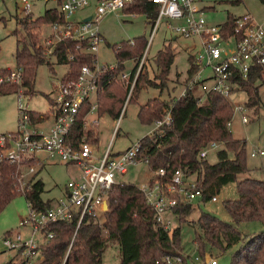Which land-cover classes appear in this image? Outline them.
<instances>
[{"label":"trees","instance_id":"obj_1","mask_svg":"<svg viewBox=\"0 0 264 264\" xmlns=\"http://www.w3.org/2000/svg\"><path fill=\"white\" fill-rule=\"evenodd\" d=\"M264 2V0H262ZM127 12L144 13L151 22L157 16V7L147 0L128 7ZM235 15H229L225 26L232 27ZM62 18L56 8L47 9L44 15H29L17 18L22 27L15 34L23 36L18 40L16 50L17 68L22 69L21 83L5 82L0 84V94L16 93L20 88L32 98L37 92L35 78L37 68L50 62L55 57L57 63L68 64L69 68L62 78L64 84L75 81L83 65L95 67L96 56L77 48L79 40L66 39L53 47L52 55H47L46 48L40 43L34 30L42 25L60 21ZM20 37V36H19ZM166 44L154 58L159 69L155 79L140 74L136 83V95L145 86L156 87L163 92L168 87L169 74L175 61L176 53L173 45ZM148 44L145 36L114 46L118 63L98 73L97 113L108 114L113 119L119 118L126 102L134 79L137 66L126 81H119V74L125 69L124 62L140 58ZM87 47V43H82ZM74 58L70 59L69 56ZM189 75L198 70L195 55H191ZM12 69H0V76H6ZM264 82L263 72L254 70L247 79H240L242 93L247 95L245 104L254 109L257 115L262 104L260 88ZM134 90V89H133ZM51 100L50 95H47ZM201 94L197 90L188 91L186 95L171 101L159 97L150 98L140 105L138 118L147 126L163 120L168 112L172 115L170 125H162L155 134L142 138L141 155L149 160L151 170L166 167L168 174L176 168L194 174L203 197L198 207L209 203L213 196H218L222 188L229 183H236L238 197L224 201V207L232 218V222L224 221L210 211L202 210L196 222L194 242L197 250L204 258L207 249L216 248L225 252L237 243L239 248L232 254L231 264H264V230L255 234L244 235L238 226L242 222L253 220L264 224V180L252 177L241 178L240 175L249 170L247 164L248 149L246 139H237L233 135L228 122L233 118L234 108L231 100L223 95L211 93L200 102ZM135 100L133 91L128 102ZM127 102V103H128ZM91 110V102L87 100L80 110L78 120L71 136L74 140L86 138L89 142H98V137L86 123V116ZM42 113L32 111L34 119L41 120ZM212 141L222 145L217 150V161L212 163L202 158L200 151ZM15 169L7 166L0 181V211L19 193L13 190L11 173ZM44 183L38 180L28 197L40 209H46L53 199L44 201L42 192ZM27 197V198H28ZM109 209L104 212L105 221L100 222L92 216L84 218L77 228L79 213L72 220L50 223L45 231L54 236L42 246V258L38 264H104V252L110 242L120 247L118 264H168L167 256H182L185 264H192L181 252L182 229L175 228L172 232L157 220L155 209L146 201V197L136 183H117L109 192ZM194 203L180 204L173 209L180 221L187 220L192 213ZM17 259V260H15ZM5 264H24L18 255Z\"/></svg>","mask_w":264,"mask_h":264},{"label":"built area","instance_id":"obj_2","mask_svg":"<svg viewBox=\"0 0 264 264\" xmlns=\"http://www.w3.org/2000/svg\"><path fill=\"white\" fill-rule=\"evenodd\" d=\"M38 1L54 2V8L62 18L60 21L46 24L48 33L43 44L47 55L50 56L54 45L66 39L79 40L77 48L96 56L104 41L100 25L107 14L124 12L130 17L144 14L126 11L140 0H16L21 17L33 15V8ZM147 2L157 7V16L147 47L143 55L136 60L137 70L128 99L141 70L148 64V50L158 24L165 18L176 36L197 37L201 45L199 54L195 55V63L199 68L188 76L179 97L191 90L200 92V102L211 93L223 95L231 100L234 116L236 112L240 113L243 123L248 122L245 114L248 107L245 102L237 99L238 94L242 92L239 80L247 79L257 69L264 75V23L256 20L250 13L235 15L231 28L225 26L226 22L211 23L206 17L205 6L201 4V0ZM90 7H93V11L78 17L80 11ZM83 42L87 43V47L82 46ZM69 58L73 59L74 56L70 55ZM94 65V68L83 65L75 81L60 83L59 90L52 97L50 111L42 113L41 120L34 119L31 115L33 110L27 102L31 97L25 94L22 88L17 92L20 113L17 130L0 133V181L6 173L5 168L13 166V190L27 198L29 191L39 180L37 167L47 160H58L75 166L78 173L70 177L65 186V193L53 199L52 205L46 209H40L33 200L27 198V208L24 210L20 226L28 232L9 231L3 238L7 249L14 252L11 259L20 255L24 264H38L42 258V246L54 236L52 232L45 231L50 223L72 220L76 212L79 213L77 228L87 216L100 221L101 214L109 209L108 197L112 187L117 183H127L117 181V174L127 173L130 166L148 165V158L141 155L142 138L154 135L160 126L170 125L172 122V115L168 112L163 120L153 124L147 134L119 152L112 151L109 146L104 152L97 154L94 144L86 138L83 137L79 141L72 139L71 132L84 103L87 100L91 102L90 112L97 109V102L92 98L97 95L98 73L114 67L107 63L99 64L97 56ZM130 74L122 73L121 76L128 78ZM21 81V68L11 70L4 77L0 76V84H19ZM126 104L119 118L115 119L116 126L125 114ZM233 119L228 122L229 128L232 127ZM48 121L51 124L46 126ZM221 145L218 141L210 142L201 149L200 156L206 158L210 151L218 150ZM250 154L264 155V149L253 148ZM138 187L144 193L147 203L155 209L157 220L166 228L170 222L164 217L167 211L173 212L180 204L199 201L204 195L196 176L182 168L174 169L171 175L166 167L151 170L150 178ZM47 200L44 198V201ZM217 200L218 197L213 196L210 202ZM105 204H108V209L104 208ZM176 260L183 263L180 257H166L168 264H173ZM208 264L218 262L212 260Z\"/></svg>","mask_w":264,"mask_h":264},{"label":"rangeland","instance_id":"obj_3","mask_svg":"<svg viewBox=\"0 0 264 264\" xmlns=\"http://www.w3.org/2000/svg\"><path fill=\"white\" fill-rule=\"evenodd\" d=\"M201 4L206 6V16L210 22L219 24L224 22L229 15H243L250 13L256 20L264 23V2L262 0H201ZM54 2L45 3L38 1L33 8V15L39 17L44 15L47 9L54 8ZM93 11V7H90ZM16 0H0V69L12 66L17 68L16 50L18 40H22L23 36L15 34L19 29L23 32L22 27L17 23V18L21 19L22 14L18 11ZM82 13H79V16ZM33 16V18H34ZM177 22V21H175ZM154 23L145 16V14H138L135 17H130L127 14L112 13L105 17L101 23V31L106 37V41L101 44V48L96 53L99 64L107 63L113 65L118 63L117 56L113 49L114 46L121 43L133 40L140 36H145L150 40ZM40 39V43H44L47 38L48 26L42 25L34 30ZM20 36V37H19ZM173 45L176 53L175 61L171 67L169 74L168 87L163 92L156 87L142 88L136 95V88L133 90V97L126 104V111L119 125L116 126L112 117L105 114L91 113L86 116L87 125L95 130L99 135L100 141L93 143L96 153L104 152L109 146L112 151H120L130 146L134 141L144 136L148 131V126L144 125L138 118L139 104L146 103L150 98L159 97L161 100L171 101L178 98L183 90L185 81L189 76V69L191 67V55H198L200 51V42L197 37L176 36L173 30L168 26V20L162 19L158 24L151 44L149 46V58L145 68L140 74H146L150 79H155V75L159 73V69L154 63V58L160 49H163L166 44ZM44 45V44H43ZM50 62L54 66V70L48 63H44L37 68L35 87L37 92L28 99L30 109L33 111L46 112L49 109L50 100L47 95L55 94L60 87V81L63 75L68 71V64L57 63L55 57H50ZM134 59H129L126 62V67L122 73L130 74L134 67ZM13 70V69H12ZM139 74V75H140ZM126 79L119 74V81H126ZM138 80V79H137ZM137 83V81H136ZM136 86V84H135ZM262 104L258 110L257 115L254 114V109L248 108L245 114L248 117V122L243 123L241 114L235 113L233 115V122L231 130L237 139H246L248 158L247 164L249 170L240 175L241 178L252 177L264 180V155L251 156L253 148L264 149V82L260 88ZM16 93L0 94V133L6 131H15L18 127L20 113L18 110ZM27 98V97H25ZM237 99L244 103L247 99L245 93L240 92ZM97 100V99H96ZM97 102V101H96ZM98 103V102H97ZM90 116V118H89ZM96 118V120H94ZM100 123L98 125L97 120ZM207 158L210 162L215 163L218 159L217 150L209 152ZM137 169V168H136ZM147 169V168H146ZM141 170L132 166L129 167V172L118 173L117 181L133 182L137 185L142 184ZM76 167L67 165L58 160H47L45 164L37 167V177L44 183L43 196L46 199H56L63 195L70 177L77 174ZM151 176V169L147 173L145 181ZM216 202H209L206 205L198 207V201L193 205V211L189 214L185 221H180L178 216L172 212L167 211L164 214L167 223V228L172 232L175 228L182 229V247L181 252L187 256L192 264H208L212 260H216L218 264H231L232 254L239 248L241 243H237L232 248L225 252H221L216 248H209L205 253L204 258L201 257L197 250V244L194 242V232L197 229L196 222L202 210L210 211L224 221L232 222L230 214L224 207V201L227 199H234L238 197L236 183H229L224 186L218 194ZM27 208V198L24 194L16 195L1 211H0V264H5L13 257L14 252L8 250L3 243V238L9 231H27L20 226V222L24 215V210ZM105 221V215L101 214L100 222ZM238 229L244 235L255 234L264 230V224L261 221L253 220L249 222H242ZM28 232V231H27ZM172 259L182 256H170ZM104 264H118L120 261V247L116 242H110L103 255ZM173 264H185L184 261H175Z\"/></svg>","mask_w":264,"mask_h":264},{"label":"crops","instance_id":"obj_4","mask_svg":"<svg viewBox=\"0 0 264 264\" xmlns=\"http://www.w3.org/2000/svg\"><path fill=\"white\" fill-rule=\"evenodd\" d=\"M205 8H206V6H205ZM90 8H86V9H84V10H82V11H80L79 13H82L80 16H79V14H78V17H83V16H85V15H87L88 13H90V11L91 10H89ZM205 11H207V10H205ZM110 14H112V13H110ZM120 14H122V15H124L125 13L124 12H121ZM109 14H107L106 16H108ZM105 16V17H106ZM105 17L103 18V20L105 19ZM207 17V16H206ZM208 19V21L210 22V20H209V18H207ZM103 20H102V22H103ZM227 20V19H226ZM226 20L224 21V22H226ZM101 22V23H102ZM212 23V22H211ZM223 23V22H222ZM100 30H101V27H100ZM101 33H102V31H101ZM102 36H103V38H104V41L103 42H105L106 41V37L104 36V34L102 33ZM102 42V43H103ZM101 43V44H102ZM100 48H101V45H100ZM113 49H114V47H113ZM114 51H115V49H114ZM148 56H149V50H148ZM149 58V57H148ZM126 62H127V60L124 62V66L126 67ZM134 63H135V65H134V67L132 68V70L130 71V73L133 71V69L135 68V66H136V60L134 59ZM117 64V63H116ZM116 64H114V65H116ZM6 69H14V68H12V66H9V67H6ZM66 74V73H65ZM64 74V75H65ZM63 75V76H64ZM63 78V77H62ZM62 78H61V81L60 82H62ZM146 87H148V86H146ZM146 87H144V88H146ZM36 88V87H35ZM143 88V89H144ZM142 89V90H143ZM141 90V91H142ZM50 95V98H51V100H52V97L54 96V94L53 95H51V94H49ZM140 95V94H139ZM180 95V94H179ZM178 95V96H179ZM154 98V97H153ZM93 101L95 102V101H97L96 99H97V95H94L93 96ZM51 104H52V102L50 101V105H49V109L46 111V112H41V113H48L49 111H50V109H51ZM139 105H141V104H139ZM40 112V111H39ZM91 113H95V114H97V109H95L93 112H90L89 114L91 115ZM105 115H107V116H109L108 114H105ZM89 118H90V116H89ZM113 119V118H112ZM94 120H96V118L94 119ZM114 121H115V119H113ZM97 122H98V125H99V123H100V121H99V119L97 120ZM47 123V122H46ZM86 123H88L87 122V119H86ZM51 124V122L50 121H48V123L47 124H45L46 126H49ZM43 126H44V124H43ZM153 126V125H152ZM152 126H148V131L151 129V127ZM148 131H147V133H148ZM6 132H8V131H6ZM94 132V135L96 136V137H98V141H100V137H99V135H98V133L96 134L95 133V130L93 131ZM147 133H145V134H147ZM144 134V135H145ZM135 142V141H134ZM131 146V145H130ZM129 147V146H128ZM127 147V148H128ZM126 149V148H125ZM125 149H123V150H125ZM120 151H122V150H120ZM114 152H119V151H114ZM45 164V163H44ZM70 166H72V165H70ZM74 167V166H73ZM133 167V169L135 168V170H141L140 172H141V174H142V176H140L141 177V179H142V181H144L145 182V178L147 177V173L150 171V168H149V166L147 165V164H139V165H134V166H132ZM137 168V169H136ZM147 168V169H146ZM129 172V171H128ZM75 175H77V174H75ZM72 176H74L73 174H72ZM39 180H41L40 178H38ZM123 182H126V181H124L123 180ZM130 182V181H129ZM65 193V188L63 189V194ZM42 196H43V192H42ZM43 198H44V196H43ZM46 199V198H45ZM105 215V214H104ZM99 221V220H98ZM100 222V221H99ZM100 224H102L101 222H100ZM25 233H26V231H25ZM11 259V258H10ZM8 262V261H7ZM6 262V263H7Z\"/></svg>","mask_w":264,"mask_h":264},{"label":"water","instance_id":"obj_5","mask_svg":"<svg viewBox=\"0 0 264 264\" xmlns=\"http://www.w3.org/2000/svg\"><path fill=\"white\" fill-rule=\"evenodd\" d=\"M104 208H105V209H108V204H105Z\"/></svg>","mask_w":264,"mask_h":264}]
</instances>
